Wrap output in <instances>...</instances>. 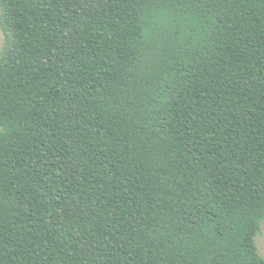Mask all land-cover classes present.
Returning <instances> with one entry per match:
<instances>
[{"label": "trees", "instance_id": "1", "mask_svg": "<svg viewBox=\"0 0 264 264\" xmlns=\"http://www.w3.org/2000/svg\"><path fill=\"white\" fill-rule=\"evenodd\" d=\"M0 9V264H264V0Z\"/></svg>", "mask_w": 264, "mask_h": 264}, {"label": "rangeland", "instance_id": "2", "mask_svg": "<svg viewBox=\"0 0 264 264\" xmlns=\"http://www.w3.org/2000/svg\"><path fill=\"white\" fill-rule=\"evenodd\" d=\"M0 13H1V9H0ZM3 45H4V33L0 26V52L3 48ZM256 242L260 253L264 255V222L262 224V232L256 237Z\"/></svg>", "mask_w": 264, "mask_h": 264}]
</instances>
